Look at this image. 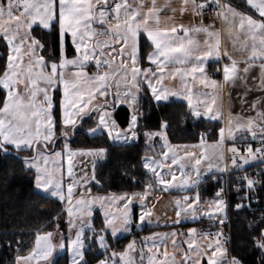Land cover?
<instances>
[{
	"label": "snow or ice",
	"instance_id": "obj_1",
	"mask_svg": "<svg viewBox=\"0 0 264 264\" xmlns=\"http://www.w3.org/2000/svg\"><path fill=\"white\" fill-rule=\"evenodd\" d=\"M245 3L251 12L241 10L232 0H183L180 13L183 15L190 8L193 16L201 20L199 24L185 26L162 23L161 14L171 10L174 16L176 9L170 8V4L160 5L157 0H150V4L143 0H0V44L6 49L5 56L0 58L3 60L0 90H4L0 97V152L27 150L31 153L24 157L25 167L35 170L36 189L62 203L67 202L69 231L67 240L62 236L59 245L52 243V232L37 233L35 246L27 255H17L16 264H32L34 260L56 264L54 253L65 248L70 264H88L85 251L93 243L105 254L97 264H137L130 253H137L139 264H144V248L148 249V264H201L205 257L207 264H243L238 257L229 256L227 240L221 231L203 232L197 240L194 236L197 230L189 228L190 239L183 241L187 244L186 250L176 239L182 233H153L142 238L140 249L133 240L123 251L112 250L110 256L106 234L110 232L115 238L118 233L130 232L135 222L132 204L136 199L142 208L137 227H142L150 215L143 211L146 197L161 186L162 191L175 189L184 193L198 189L204 178L202 164L207 172L214 168L219 172L228 170L225 152L231 153L228 159L236 170H244L252 161L264 163V99L252 100L250 107L256 115L247 117L246 123H234L230 115L227 127L218 129V139L214 142L209 144L206 134L202 133L199 144L194 146L201 149L199 155L190 151V146H174L169 142L166 121L161 122L159 131H144L146 143L159 137L163 144L160 158L142 157L144 169L151 173L143 192L93 195L90 186L85 190L84 186L89 184L87 173L80 178L75 176V158L103 159L107 150L103 147L73 150L68 138L70 132L74 135L90 119L93 121L87 130L90 136L106 133L108 140L121 143L137 139L143 118V97L149 94L156 102L182 98L193 118L212 121L222 118L217 103L221 90L243 85L244 103L248 102L250 92L259 91L264 95V0H245ZM208 11L214 14L213 20L221 21V30L202 22ZM37 28L58 32L59 55L48 54L44 33H37ZM222 33L232 41L233 49L242 54L241 59L235 58L226 47L222 49ZM69 37L74 52L71 57L65 49ZM209 60L217 65L214 74L222 72V81L209 74ZM144 61L148 67L142 66ZM254 71L258 74L253 75ZM173 80L180 86L165 85V81ZM249 80L253 82L252 87L248 85ZM196 84L206 91L194 89ZM124 104L129 109L126 128L116 118L118 107ZM241 132L247 133L241 137L243 140L247 141L250 136L257 144L253 148L249 143L243 149L245 154L235 144L237 133ZM59 139L65 142L57 151L55 145ZM227 141L232 144L225 148ZM63 159L67 160L70 181L66 194ZM92 179L95 180L94 174ZM237 179L243 181L236 186L237 191L245 193L240 197L241 203L235 204L240 210L250 207L251 193L258 181L248 175ZM77 189L81 191L79 197L74 195ZM223 191L220 188L211 202L203 201L198 190L191 196L176 197V223L182 214L186 219H195L198 209L204 207L222 213L226 207ZM244 200L249 204L245 205ZM96 206L103 216L99 230L93 221ZM209 219L215 217L209 215ZM219 222L222 225L224 221ZM262 224L264 214L256 223L259 231L252 237V244L264 253ZM169 239L174 250L171 254L167 251ZM149 241L151 247H148ZM162 244L164 258L158 260L153 249L158 250Z\"/></svg>",
	"mask_w": 264,
	"mask_h": 264
},
{
	"label": "trees",
	"instance_id": "obj_2",
	"mask_svg": "<svg viewBox=\"0 0 264 264\" xmlns=\"http://www.w3.org/2000/svg\"><path fill=\"white\" fill-rule=\"evenodd\" d=\"M237 2L238 0H232ZM37 33L43 32V39L49 45L48 54L59 55V35L55 30L46 31L37 28ZM143 45V41L141 42ZM65 49L69 57L73 47L67 39ZM147 47L144 51L147 52ZM6 49L0 44V58L4 57ZM3 60L0 59V64ZM4 90H0V97ZM58 95V94H57ZM143 118L140 120L139 135L135 142L128 144H116L108 140L105 133L90 136L87 133L93 121L85 120L83 127L74 135L70 133L68 143L75 149H87L103 147L106 157L95 168V180L90 185L92 193H100L104 184L108 192L133 193L144 191L145 184L150 182L151 174L144 169L142 157L148 155L149 146L144 137V131H159L161 122H167L166 134L172 144H190L198 142L202 133L208 132V141L218 139V129L222 124L218 121L193 118L187 104L178 101L156 102L150 99V94L143 97ZM128 111L119 108L116 118L121 126L127 125ZM63 139H59L55 145L56 150L63 147ZM31 153L12 150L10 153L0 152V264H13L15 257L28 252L34 242L37 233L67 232V217L64 204L52 197L46 196L35 189L34 172L25 167L24 157ZM135 178V179H133ZM99 181V183H97ZM217 182L211 177L206 179L199 188L202 199H213ZM235 202H231L229 211V230L231 256L238 257L243 264H261L264 253L255 249L252 237L258 234L256 221L241 209L235 208ZM94 227L99 230L103 219L98 211L93 216ZM59 225V230H57ZM201 227L216 228L217 225L210 219H202L195 222ZM264 227V224L260 225ZM172 226H145L134 229L129 234L119 238H112L106 234L110 245L107 255L111 251L120 252L126 244L135 240L136 246H142L143 237L153 232L163 231ZM255 229V230H254ZM88 242L86 241V244ZM103 250L95 243L85 251L88 264H97L104 258ZM56 264H69L67 252L57 254Z\"/></svg>",
	"mask_w": 264,
	"mask_h": 264
},
{
	"label": "crops",
	"instance_id": "obj_3",
	"mask_svg": "<svg viewBox=\"0 0 264 264\" xmlns=\"http://www.w3.org/2000/svg\"><path fill=\"white\" fill-rule=\"evenodd\" d=\"M130 2H131V0H130ZM143 2L150 4V0H143ZM232 2L235 5H237L241 10L251 12V9H249L247 7L246 3H245V0H238L237 2H235V1H232ZM157 3L160 4V5L170 4V8L176 9V12H175L174 16H173V13L171 12V10L163 12L161 14L162 23H168V24L176 23L178 25L182 24V25H185V26H189L191 24H199L200 23V21L198 20L197 16H193V14L191 13L190 8H189V11L186 12L185 14L182 15L180 13V8H181V5L183 3V0H157ZM252 14L253 15H257L254 12ZM169 17H172V19H168ZM203 23L206 24V25L212 24V25H214L215 29H217V30H221L223 28V25H222L221 22L219 23L217 21L205 20ZM46 31H48V30H46ZM101 39H102V37H101ZM199 39H200V41L202 43L203 42V36L201 35L199 37ZM69 41L71 43V38L70 37H69ZM221 46H222V49L224 47H226L229 52H232L233 55L235 56V58H237V59H241L242 58V54L239 51H235L233 49L232 41L229 40L226 37V35H224L223 33H222V36H221ZM142 66L143 67H148V62L144 61ZM207 67H208V72H209L210 75H214V78L217 81H222V72L221 73H217V74L213 73V69L215 67H217V65L212 60L208 61ZM220 67H222V65H220ZM257 74H258V72H256V71L253 72V75H257ZM189 79H191V78H189ZM165 85L169 86V87H179L180 86L178 81H175V80H173L171 82L165 81ZM248 85H249V87H252L253 86V82L251 80H249L248 81ZM196 88H199L201 91H206V89H203V86H201L199 84L194 85V89H196ZM244 91H245V89H244L243 85H238V86H235V87H231L229 89L221 90V93H220V96H219V99H218L217 103L221 107L222 118L219 119V120H215V121L220 122L222 124V127H225V128L227 127V121H228L230 115H231V118H232L234 123L236 121H239L242 124L247 122L246 121L247 117L256 115V112L251 110V107H250L251 102H252L253 99H255L257 97H259L261 99H264V95H262L259 91L250 92L247 95V101L248 102L244 103L242 98H241L243 93H244ZM168 101H178V102H182V103L187 104V102L185 100H183L182 98H178V97H170ZM168 101H160V102H168ZM262 107H264V106H262ZM119 108H124V109H126L128 111V109L126 107L121 106V107H118V109ZM116 113H117V111H116ZM128 114H129V112H128ZM93 115H95V114H93ZM201 118L204 119L203 117H201ZM207 121H212V120H207ZM237 134H240L241 136H246L247 135L246 132H241V133H237ZM249 138H250V136H249ZM241 140H243V139H241ZM235 142H237V141H235ZM227 143H232V142L231 141H227ZM59 150H57V151H59ZM105 157H106V155H105ZM105 157L103 159H99V158H96V157H76L75 158V167L73 169L75 176L77 178H80L85 173H87V179L89 181V184L84 186L85 190H87V188L93 182L92 177H93V174L95 172L96 166L98 165V163L103 161L105 159ZM94 160H95V164H93ZM61 164L63 165L62 171L64 173V180H65L64 188H65V194H66V192H67V183L70 182V181H68V178H67V160L66 159L61 160ZM33 172H34V176H35L36 173H35L34 169H33ZM59 178H60V173L58 172L57 173V179H59ZM34 185H35V177H34ZM35 189H36V187H35ZM36 190L38 192L46 195V196L51 197L50 194H45V193L41 192L38 189H36ZM140 192H143V191H140ZM92 194L93 195H108V194H122V193L100 192V193H92ZM74 195L76 197H79L81 195V191L79 189L75 190ZM150 195H157V196L158 195H164V191H162V190L161 191H156V189H155V190L150 192ZM52 198H54V197H52ZM57 200H59V199L57 198ZM206 200L208 202L212 201V199H206ZM73 203H74V201H73ZM63 204H64V206L66 208L67 202H64ZM96 211L101 213L100 210L97 209V207L94 209V212H96ZM212 216L215 217V219H210V220L213 221V223H216L217 221H220V219L214 213H213ZM85 219H87V218L85 217ZM136 219H137V221L131 225V230H132V228L140 229V228L144 227V224H143L142 227H137V224H139V222H138L139 219L136 218V216H135L134 220H136ZM177 219H178L177 216L167 217L166 221H160V220L154 221L156 219H150V220H152L151 223L147 224L145 226H157V227H160V226H172V227H169V228H167V229H165L163 231H158V232H153V233H169L170 234L173 231H175L177 233H182L183 235H178L176 237V239H177V242L180 243L181 247L186 250L187 249V244L183 243V241L190 239V237L188 235V229L189 228H194V229L197 230V232L194 234V236H195V238L197 240H199L200 235L207 229L201 227L200 225H195V222H198L199 220L181 221V219H179L180 222L177 224L176 223ZM202 219H209V218H202ZM202 219H200V220H202ZM226 219L227 218L223 219L224 222H223L222 225L219 224V226L216 227V229L220 228V231L223 234H225V228L224 227L226 226ZM129 233H123V235H121V236H125V235H127ZM153 233L148 234L147 236H151ZM110 236H111V234H110ZM114 239H116V238H114ZM225 246L229 250V245L226 244ZM148 247H151V242L150 241L148 242ZM194 247H195V245H194ZM140 248H141V245L139 244L137 246V249H140ZM144 251L146 253V255L144 257V264H148V260H147L148 249L144 248ZM164 251H165V246L163 244L160 245L158 250L153 249V252L156 254V257H157L158 260H163V258H164L163 257V252ZM167 251L170 254L173 253V251H174L173 248L171 247V239L168 240ZM190 255H192V254H190ZM229 256L231 257L230 250H229ZM180 258L181 257L178 255L177 259H180ZM137 263L139 264V260L137 261ZM201 264H207V258L206 257L202 260Z\"/></svg>",
	"mask_w": 264,
	"mask_h": 264
},
{
	"label": "rangeland",
	"instance_id": "obj_4",
	"mask_svg": "<svg viewBox=\"0 0 264 264\" xmlns=\"http://www.w3.org/2000/svg\"><path fill=\"white\" fill-rule=\"evenodd\" d=\"M121 106H123V107H126L127 109H128V107H127V105L126 104H124V105H120L119 107H121ZM128 112H129V109H128ZM121 126V125H120ZM122 128H126L127 127V125H125V126H121ZM97 134H100V133H97ZM106 134V133H105ZM107 135V134H106ZM241 135L240 134H237V139H236V141H240L242 138V136L240 137ZM201 139V138H200ZM206 139V138H205ZM207 140V142L210 144V143H212L211 141H208V139H206ZM111 141V140H110ZM136 141V139L135 140H131V141H129L128 143H133V142H135ZM112 143H116V144H128V143H121V142H118V141H111ZM199 142H200V140L198 141V142H195V143H190V144H172V145H174V146H180V147H183V146H190L189 147V150L190 151H193L196 155H199L200 154V152H201V149L199 148V147H194V146H196V145H198L199 144ZM214 142V141H213ZM147 144H148V146H149V149H148V151H149V153H148V155H155L157 158H160V153H161V151H162V144H163V141H161L160 140V138L159 137H154L151 141H148L147 142ZM181 155H183V152L181 151V153H180ZM228 166L229 167H232L231 166V163H228ZM205 165H201V169H202V171H203V175H204V178H203V181H202V183L200 184V186L203 184V182L206 180V179H208V178H210V177H214V176H216V175H220V174H222V173H224V172H219V171H217L215 168L212 170V172H207V171H205L204 169H205ZM221 167H224V165L223 164H221ZM31 170H33V169H31ZM151 174V173H150ZM177 175H179V173H177ZM169 179H171V177H169ZM200 186H199V188H200ZM163 186H161L160 188H157L156 189V191H161V188H162ZM199 188L198 189H191V190H189L187 193H184V192H180V191H177V190H175V189H172V190H169V191H164V195H149L148 197H146V200H145V204H144V207H143V211H147L148 213H150V215L145 219V221L143 222V224H144V227H145V225H147V224H150L149 223V221H152V220H150V219H156V220H154V221H157V220H160V221H166L167 220V217H174V216H176V209H175V204H174V199L176 198V197H179V196H182V195H185V194H187V195H194L195 194V192L198 190L199 191ZM102 192H108L107 191V189H106V185L104 184V189H103V191ZM57 199V198H56ZM203 201H207L206 199H202ZM97 207V209H99V206H96ZM121 207H122V205H121ZM100 210V209H99ZM227 209H226V207H225V209H224V211L222 212V213H217V212H215V210L213 209V210H211V211H209L208 209H207V207H204V208H200V209H198V211H197V214H196V218L195 219H192V218H185L184 216H183V214L181 215V218H179V219H181V221H193V220H200V219H202V218H209V215H213V213L219 218V219H225V218H227V211H226ZM113 211H116V209L115 208H113ZM101 212V211H100ZM142 214V208H141V202H140V200L139 199H136V200H134V202H133V204H132V215H133V219H134V217L136 216V218H138L139 219V217H140V215ZM100 215L102 216V214L100 213ZM66 217H67V215H66ZM102 219H103V216H102ZM135 222L137 221V219L136 220H134ZM134 222V223H135ZM138 222L140 223V221L138 220ZM141 229V228H140ZM53 233V237H52V243L53 244H55V245H59L60 244V242H61V237L63 236V238H64V240L66 241L67 240V238H68V235H69V231H68V226H67V232H66V234H63V233H61V232H58V231H56V232H52ZM110 233V232H109ZM121 235H123V233H118V235H117V237H115V238H118V237H120ZM127 245V244H126ZM35 246V239H34V242H33V245H32V247H34ZM31 247V248H32ZM137 247V246H136ZM31 250V249H30ZM29 250V251H30ZM124 250V249H123ZM122 250V251H123ZM28 251V252H29ZM28 252H26V253H24V254H20V255H27L28 254ZM62 252H67V254H68V258H69V264H70V255H69V253H68V251H67V249L65 248V249H58L57 250V252H55L54 253V256L56 257L57 256V254H59V253H62ZM130 255H132V256H135V259H136V262L139 260V255L137 254V253H130ZM13 264H16V262L14 261V263ZM32 264H44V262L43 261H39V260H34L33 262H32ZM138 264V263H137Z\"/></svg>",
	"mask_w": 264,
	"mask_h": 264
},
{
	"label": "built area",
	"instance_id": "obj_5",
	"mask_svg": "<svg viewBox=\"0 0 264 264\" xmlns=\"http://www.w3.org/2000/svg\"><path fill=\"white\" fill-rule=\"evenodd\" d=\"M213 13L208 11L205 12L203 15V21L209 20V21H217L221 22L220 20H213ZM198 20L201 22L200 17L197 16ZM206 134L205 138L207 139L208 132L204 133ZM251 143L253 148L257 146L255 141H252L251 138H248L247 141L240 140L235 142L236 147L241 150V154H245L243 152V149L248 146V144ZM232 143L225 144V148L231 146ZM226 156V162L231 163V160L228 159L231 156V153L225 152ZM245 175H248L249 177L255 179L258 181L254 187V190L252 191V200L250 207H244L241 210L247 214H249L253 219L256 221H260L262 214H264V163L257 161H252L250 164L244 166V170H236L232 167L228 166V170L224 171V173L220 175L211 177V179L214 182H217L215 193L220 189L223 188L224 191L222 193V198L226 201V209H227V219H226V226L225 228V234H223L224 239L227 240V245L230 243V230H229V211H230V204L231 202L241 203L240 197L244 196V191H237L238 185H242L243 181H240L237 179V177H243ZM215 198V197H214ZM213 198V199H214ZM212 199V200H213ZM243 203L245 205L249 204L248 200H244ZM215 225L219 226L220 222L217 221L214 223ZM217 231H220V228H208L204 232H212L213 234Z\"/></svg>",
	"mask_w": 264,
	"mask_h": 264
}]
</instances>
